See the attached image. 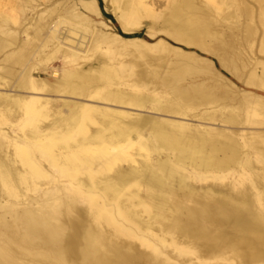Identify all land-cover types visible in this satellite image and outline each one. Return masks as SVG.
I'll return each mask as SVG.
<instances>
[{
  "label": "bare ground",
  "instance_id": "obj_1",
  "mask_svg": "<svg viewBox=\"0 0 264 264\" xmlns=\"http://www.w3.org/2000/svg\"><path fill=\"white\" fill-rule=\"evenodd\" d=\"M100 1L0 0V264H264V0Z\"/></svg>",
  "mask_w": 264,
  "mask_h": 264
},
{
  "label": "rangeland",
  "instance_id": "obj_2",
  "mask_svg": "<svg viewBox=\"0 0 264 264\" xmlns=\"http://www.w3.org/2000/svg\"><path fill=\"white\" fill-rule=\"evenodd\" d=\"M98 1H99V7H100V11H101V19H102L104 22H106V23L111 27V30H112V31H114L115 33H117V34H119V35H121V36H123V34H124V35H127V34H139V37L145 39L146 41H149V42L152 41V39L146 34V26H145V25H142V26L136 28L134 31H132V32H130V33L123 32V31L120 29V27H119V25H118V23H117V21H116L114 15H113L110 11L105 10V9H104V6H103V3H102L100 0H98ZM161 1H163V0H161ZM246 1H247L249 4H251L252 6H255V5H256L255 2H254V0H246ZM41 7H43V5H40V6H39V8H41ZM0 10H2L1 7H0ZM34 16H35V14H34ZM144 22H145L146 24L149 25V21H148V19L144 20ZM123 37H124V36H123ZM157 37H162V38L166 39V41H168L171 45L179 46L180 48H182V49H184V50L194 52V53L197 54L198 56L206 57V58L211 59V60L213 61V67H214L217 71H219V73H220L222 76L228 78L229 80H231L232 82H234V83H235L237 86H239L240 88L248 89V90H251V91H254V92H257V93L261 94V91H260V90H257V89L251 88V87L244 86L241 82H239V81H237L236 79H234L233 77H231L228 73H226L225 71H223L222 69H220V67L218 66V64L216 63V61H215L213 58H211V57H209V56H207V55L202 54V53H201L200 51H198L197 49H195V48H190V47H186V46L181 45V44H177V43L173 42L172 40H170V39H168V38H166V37H163V36H161V35H158ZM260 37H261V35H260ZM153 39H154V38H153ZM258 48H259V47H258ZM258 48H256V44L254 43V45H253V47H252V51H249V49H248L247 47H245L244 52H245V51H246V52H249V54H251L252 56L254 55L255 57H258V59H264V52L259 51ZM127 59H128V57H127ZM140 62H142V60H138V61H137V64H138V65H137V67H136V70L139 68V63H140ZM59 64H60L59 61H58V62H56V61L53 62V66H54V67L58 66ZM216 123H217V122H216ZM215 126H217V125H215Z\"/></svg>",
  "mask_w": 264,
  "mask_h": 264
},
{
  "label": "trees",
  "instance_id": "obj_3",
  "mask_svg": "<svg viewBox=\"0 0 264 264\" xmlns=\"http://www.w3.org/2000/svg\"><path fill=\"white\" fill-rule=\"evenodd\" d=\"M124 37H127V38H131V37H139V34H127V35H124Z\"/></svg>",
  "mask_w": 264,
  "mask_h": 264
}]
</instances>
